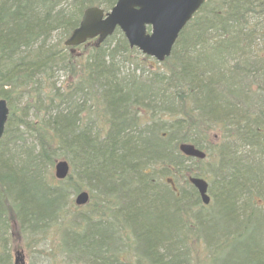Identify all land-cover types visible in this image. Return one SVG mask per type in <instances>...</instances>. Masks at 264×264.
<instances>
[{
  "label": "trees",
  "instance_id": "trees-1",
  "mask_svg": "<svg viewBox=\"0 0 264 264\" xmlns=\"http://www.w3.org/2000/svg\"><path fill=\"white\" fill-rule=\"evenodd\" d=\"M115 1L0 0V97L10 106L24 100L34 112L26 120L9 108L0 140V264L9 263L6 224L15 220L36 234L56 221L60 200L82 182L99 200L65 224L57 251L83 264H126L116 249L122 232L147 264H179L172 243L182 241L176 235L184 228L209 234L205 242L216 252L227 236L218 222L242 209L235 200L247 208L253 193L264 197L257 177L264 168V0H205L170 56L162 63L144 56L147 68L137 75L118 76L119 59L137 62L140 53L117 29L100 44L47 49L52 32L67 37L83 10H108ZM53 66L66 73L64 85L50 82ZM22 132L35 141L34 152L15 147L25 144ZM181 143L206 158H186ZM57 159L71 170L62 182L47 172ZM189 177L209 182L216 210L208 218L196 212L190 219L201 204ZM256 209L243 225L252 217L264 224ZM207 224L210 231L201 227ZM246 252L225 264H264V248Z\"/></svg>",
  "mask_w": 264,
  "mask_h": 264
},
{
  "label": "rangeland",
  "instance_id": "rangeland-1",
  "mask_svg": "<svg viewBox=\"0 0 264 264\" xmlns=\"http://www.w3.org/2000/svg\"><path fill=\"white\" fill-rule=\"evenodd\" d=\"M64 38H61V32L59 30L52 32V34L45 42L47 49L59 48V46H61L60 42L62 43ZM77 52L80 53L81 50L78 49ZM142 58H144V56L139 54L136 56L137 62L122 61V59H119L120 63L118 64L119 67L118 76L121 77L124 76L125 74L132 72H134V74L137 75L138 72L142 71V68L146 69L147 67H142V65L140 64V62L144 61L142 60ZM58 67L59 66H53L52 70L49 73L50 82L55 83L56 87L64 85L67 80L66 73L60 70ZM80 104L83 103L80 102ZM23 106L25 108H23ZM8 107L12 112L16 114V116L25 113L26 120L34 119V114H33L34 112L31 109L25 111V109L30 108V106L26 107L24 100L12 99V106L8 105ZM85 107L89 108V110L91 111L95 110V106L94 109L92 108V101H86ZM19 130L23 131V128L20 127ZM209 135L212 137L211 132L209 133ZM22 138H23L22 142H25V144H18L15 147L18 148L19 150H23L25 148L30 147L31 150L34 152V147L36 143L33 140V138L26 132H22ZM243 151L246 152L253 150L250 146L249 147L245 146L243 148ZM16 152L17 151L14 150V154ZM252 156L253 159L256 160V154L252 153ZM17 157L18 159H23V156L21 154H18ZM200 168L206 170L208 172L207 174L208 176H212L210 171L208 170L210 168L207 169L204 168L203 166H200ZM47 172L50 175L52 174L53 165L47 167ZM257 177L261 182L260 185L262 191H264V168L262 172H260L257 175ZM207 183L209 184L208 181ZM255 185L258 186V184ZM84 189H85V185L82 182L79 191ZM77 192L78 191H76L75 194ZM75 194L71 192L67 194V197H63L59 202V206L61 207L60 208L61 213L59 214V217L56 219V221L47 223L39 230V232H37L34 235H29L25 229L24 230L22 229L21 231L20 228L18 227L19 224L15 220L12 221L10 220L11 223L8 222L6 224V228L8 231H7V235L3 236L4 239L6 240V244L2 250H4V252L9 253L8 264H13V253L16 249L21 250L25 264H83L81 262L73 263L74 259H71L66 255H61V252L57 251L58 243L60 241L65 224H68L73 219V217H75V219L78 220V217L76 216L78 214L90 213L92 211V208H94V205L97 204V200H99L97 198L99 197L97 194H92V198L91 197L89 198V201L85 206L76 208L74 207L73 204V199ZM210 199L211 202L209 206L204 209L202 205H199L197 209L194 210L193 213L191 214L190 219L192 218V215L196 212L198 214L201 213L202 216H206L207 218L210 217L211 214L216 210L215 199L212 198L211 195H210ZM248 202L249 205L246 208L244 206L243 200H239L237 198L235 200V208L237 206H242V209H238V211L236 210V216H235L236 218L232 221L221 220V222H218V230L222 228L219 232L225 231L226 232L225 234L227 235V239H226V246L220 248L216 252L215 250L213 251L209 250L208 244L211 242L210 241L205 242V240L199 236L196 230L190 229L189 231L186 228H184L180 234H177L176 238L180 237L182 241L181 242L174 241L172 243V246L174 248V253L178 255V257L181 259L179 260V264H221L222 260L226 257H234V258L244 257L245 253H247L246 250H249L251 253L254 250L256 251L258 249H263L264 224L258 221L256 222V220L253 217L252 220L250 221V224H248L247 226L243 225L242 221L249 213L251 207L253 208L257 207L256 212H259V214H264V197L262 194L253 193L252 196L248 197ZM259 207L261 209H259ZM190 219H187V222H190ZM194 222L197 223L196 220H194ZM11 224H14L16 227V229L14 230L16 234L14 236H11V232H12ZM193 226H195V224L190 225V227ZM210 226H211L210 224L201 225V227L206 228L208 230L212 229L210 228ZM212 233L213 234L215 233V229H213ZM121 234H122V238L118 241L116 247L118 251L117 255L119 254L126 256V258L123 259L121 262H125L126 264H147L146 262L147 260L143 258H137L139 251L133 250V243H130L129 240L126 239L125 232H122ZM125 240L126 242L130 243V247L128 243L125 242ZM219 244L222 245L223 243L219 241ZM135 245L141 247L139 241L134 242V246ZM162 253L163 252L160 250L159 254L162 255ZM163 256H162L163 260L168 259V257H163ZM217 256L219 257V259L215 261Z\"/></svg>",
  "mask_w": 264,
  "mask_h": 264
},
{
  "label": "water",
  "instance_id": "water-1",
  "mask_svg": "<svg viewBox=\"0 0 264 264\" xmlns=\"http://www.w3.org/2000/svg\"><path fill=\"white\" fill-rule=\"evenodd\" d=\"M205 0H117L115 5L105 12L97 7L83 11L78 26L63 42L66 47L82 45L87 40L96 38L101 43L112 35L116 27L123 33L130 48L135 47L142 54L158 62L169 57L177 36L186 23L192 18ZM147 27L150 28L147 33ZM8 107L0 99V139L7 120ZM179 151L186 157L204 159L203 151L192 144L182 143ZM68 174V165L60 160L54 164V177L63 180ZM196 188L201 202L206 205L209 197L206 194L207 184L200 178H189ZM88 201L86 192L75 197L77 206ZM14 264H24L21 252H15Z\"/></svg>",
  "mask_w": 264,
  "mask_h": 264
}]
</instances>
